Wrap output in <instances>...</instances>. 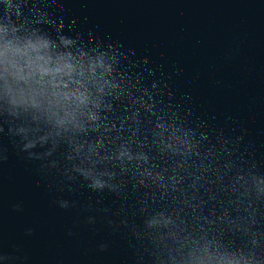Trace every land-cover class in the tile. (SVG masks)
<instances>
[{
    "label": "water",
    "instance_id": "95a60500",
    "mask_svg": "<svg viewBox=\"0 0 264 264\" xmlns=\"http://www.w3.org/2000/svg\"><path fill=\"white\" fill-rule=\"evenodd\" d=\"M0 264H264V0H0Z\"/></svg>",
    "mask_w": 264,
    "mask_h": 264
}]
</instances>
